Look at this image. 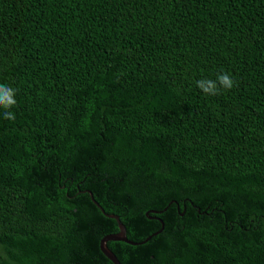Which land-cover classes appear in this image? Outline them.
<instances>
[{
    "label": "trees",
    "instance_id": "16d2710c",
    "mask_svg": "<svg viewBox=\"0 0 264 264\" xmlns=\"http://www.w3.org/2000/svg\"><path fill=\"white\" fill-rule=\"evenodd\" d=\"M0 85V264H112L89 192L163 223L121 264H264V0H0Z\"/></svg>",
    "mask_w": 264,
    "mask_h": 264
},
{
    "label": "clouds",
    "instance_id": "9594fccd",
    "mask_svg": "<svg viewBox=\"0 0 264 264\" xmlns=\"http://www.w3.org/2000/svg\"><path fill=\"white\" fill-rule=\"evenodd\" d=\"M196 86L205 95L216 96L223 90H231L235 81L226 72L220 73L215 80L202 78L196 81ZM16 89L9 85H0V109H3V116L8 120H15V114L11 111L16 105Z\"/></svg>",
    "mask_w": 264,
    "mask_h": 264
},
{
    "label": "water",
    "instance_id": "95a60500",
    "mask_svg": "<svg viewBox=\"0 0 264 264\" xmlns=\"http://www.w3.org/2000/svg\"><path fill=\"white\" fill-rule=\"evenodd\" d=\"M90 195V199L92 201V203L94 204V206H96L102 214H104L106 217L113 219L116 221L117 226H118V232L116 234H111L108 235L106 237H104L99 244V248L100 251L102 252V254L112 263V264H121L118 259L114 256V254L107 248V243L108 242H123L125 244L131 245V246H138V245H142L145 242L149 241L152 237L156 236L157 234H159L162 230H163V223L162 221H160L161 223V229L160 231H158L157 233L151 235L150 237H148L146 240H144L141 243H134L131 242L127 239L126 237V229L124 227V225L120 222L119 218L117 216L114 215H108L105 214L104 210L97 204L96 201H94V198L92 196V194L89 192ZM165 210V209H164ZM163 210V211H164ZM149 213H153V214H159L161 212H156V211H149L147 212L145 215L148 216Z\"/></svg>",
    "mask_w": 264,
    "mask_h": 264
}]
</instances>
